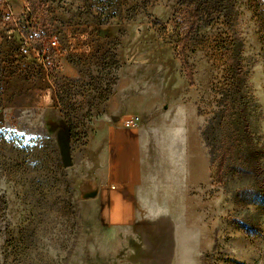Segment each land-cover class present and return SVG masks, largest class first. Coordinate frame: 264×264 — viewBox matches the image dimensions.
Instances as JSON below:
<instances>
[{"label":"rangeland","instance_id":"374dc122","mask_svg":"<svg viewBox=\"0 0 264 264\" xmlns=\"http://www.w3.org/2000/svg\"><path fill=\"white\" fill-rule=\"evenodd\" d=\"M263 34L245 0L205 26L178 0H0V264H264ZM105 125L139 139L128 225L91 201Z\"/></svg>","mask_w":264,"mask_h":264},{"label":"crops","instance_id":"0c3cea01","mask_svg":"<svg viewBox=\"0 0 264 264\" xmlns=\"http://www.w3.org/2000/svg\"><path fill=\"white\" fill-rule=\"evenodd\" d=\"M28 57L34 61L32 52ZM121 115L123 114L112 117L119 118ZM101 133L106 144V149L101 153L106 156L108 166L102 180L101 177L99 179V174L97 175L99 186L92 190L91 201L100 210L106 223L128 225L134 219L141 182L139 139L116 125H105Z\"/></svg>","mask_w":264,"mask_h":264},{"label":"trees","instance_id":"16d2710c","mask_svg":"<svg viewBox=\"0 0 264 264\" xmlns=\"http://www.w3.org/2000/svg\"><path fill=\"white\" fill-rule=\"evenodd\" d=\"M240 0H178L183 17L194 26L208 25L211 19H224L229 25L235 16V6ZM250 8H254L264 23V0H245ZM260 15V16H259ZM264 35V34H263Z\"/></svg>","mask_w":264,"mask_h":264},{"label":"built area","instance_id":"2783aa9c","mask_svg":"<svg viewBox=\"0 0 264 264\" xmlns=\"http://www.w3.org/2000/svg\"><path fill=\"white\" fill-rule=\"evenodd\" d=\"M2 17L4 21H7V22L13 21V11L8 4L4 6ZM34 40L36 41L35 43L38 44L40 41V37L36 36L33 39V41ZM31 46H32V42L26 39H22L20 42V46H19L20 55L25 57L28 54H30V51L32 50V49L30 50ZM140 122H141L140 116L133 114V115L124 117L121 121V126L124 129H135L139 126Z\"/></svg>","mask_w":264,"mask_h":264},{"label":"water","instance_id":"95a60500","mask_svg":"<svg viewBox=\"0 0 264 264\" xmlns=\"http://www.w3.org/2000/svg\"><path fill=\"white\" fill-rule=\"evenodd\" d=\"M64 165L65 166H69L70 165V158L67 157V158L64 159Z\"/></svg>","mask_w":264,"mask_h":264}]
</instances>
